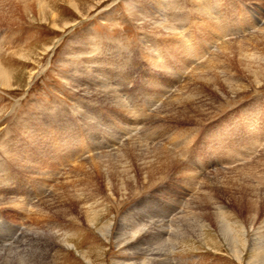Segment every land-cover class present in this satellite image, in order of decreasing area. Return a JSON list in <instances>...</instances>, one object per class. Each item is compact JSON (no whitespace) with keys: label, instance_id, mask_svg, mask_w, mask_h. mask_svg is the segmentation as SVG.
Instances as JSON below:
<instances>
[{"label":"rangeland","instance_id":"374dc122","mask_svg":"<svg viewBox=\"0 0 264 264\" xmlns=\"http://www.w3.org/2000/svg\"><path fill=\"white\" fill-rule=\"evenodd\" d=\"M48 1L60 26L73 24L59 31L34 12L27 16L20 0H0V64L22 84L0 88V264L10 253L31 264H147L132 246H119L126 222L136 247L158 243L172 264H264V86L256 87L244 71L252 63L242 60L264 58V0H73L77 9ZM137 10L170 31L147 32ZM223 45L234 52L226 80L201 89L195 99L208 106L182 116L170 101L199 89L196 68L225 62ZM191 46L199 48L196 59L186 57ZM228 82L247 94L232 95ZM176 130L188 139L176 141ZM216 132L235 147L231 157ZM129 142L159 146L177 160L153 182L136 161L127 173L136 182L119 167L106 172L109 159L87 164ZM10 150H35L36 170L13 168ZM73 151L81 156L63 166ZM83 205L95 209L96 224ZM150 228L161 230L160 240L148 236Z\"/></svg>","mask_w":264,"mask_h":264},{"label":"bare ground","instance_id":"6f19581e","mask_svg":"<svg viewBox=\"0 0 264 264\" xmlns=\"http://www.w3.org/2000/svg\"><path fill=\"white\" fill-rule=\"evenodd\" d=\"M22 3H21V6L23 7V10H24V12L26 13V15L27 16H30L31 15V12H34L41 20H43V21H49L54 27V29H56V30H64V29H66V28H68L71 24H73L72 22H65V23H63V25L62 26H60V24L58 23V21L56 20L57 19V17H56V15H55V13H54V11L51 9L52 7L50 6L51 5V3H50V1H48V0H20ZM144 1V0H143ZM154 1V0H153ZM69 6H71L72 8H74V9H77L78 8V4H77V2L75 3L73 0H66L65 1ZM99 2V1H98ZM145 2V1H144ZM208 2V1H207ZM78 3H80V2H78ZM195 3V2H194ZM80 5V4H79ZM138 5V4H137ZM153 5V4H152ZM95 9V8H94ZM93 9V10H94ZM144 9V8H143ZM142 9V10H143ZM181 9V8H180ZM92 10V11H93ZM136 10V9H135ZM140 10H141V8H140ZM145 11V10H144ZM186 11V10H185ZM206 11H208V10H206ZM79 12H81V11H79ZM84 12V11H83ZM87 12V11H86ZM174 12V11H173ZM180 12V11H179ZM88 13V12H87ZM145 13V12H144ZM144 13H141V12H139V10H137V11H134V13H132L133 14V17L135 18V20L138 22V24L141 26V28H144L145 30H147V32H149V31H151V32H154V33H165V32H168V30H169V28H168V26H166V24L165 23H163V22H165V21H163L162 20V22H161V20H157L156 18H154V16H152L151 15V13H150V15H145ZM89 14V13H88ZM183 14V13H182ZM207 14H209V12L207 13ZM84 15V14H83ZM210 15V14H209ZM212 15V14H211ZM259 15V14H258ZM50 17V20H47V17ZM87 16V15H86ZM84 18V17H83ZM134 18H132V19H134ZM162 18V17H161ZM164 18V17H163ZM209 18V17H208ZM210 18H212V17H210ZM219 18V17H218ZM257 17H255V19H256ZM160 19V18H159ZM213 20H212V22L213 23H217V21L216 20H214V18H212ZM178 20V19H177ZM215 21V22H214ZM256 21H258V20H256ZM209 22V21H208ZM207 23V22H206ZM180 24V23H179ZM211 24V23H210ZM215 25V24H214ZM14 26H19V24L17 23L16 25H12V26H10V25H8V26H6V27H14ZM138 26V25H137ZM218 27V26H217ZM207 28V27H206ZM219 28V27H218ZM211 29V28H210ZM143 30V29H142ZM207 30V29H206ZM170 31V30H169ZM172 33V32H171ZM171 33H170V35H171ZM168 35H169V33H167ZM167 34H165V35H167ZM203 34V33H202ZM164 35V34H163ZM170 35H169V37H170ZM179 35V34H178ZM172 36V35H171ZM201 36V35H200ZM206 36V35H205ZM214 36V35H213ZM263 36V35H262ZM165 37V36H164ZM208 36H206V38H207ZM258 37H260V36H258ZM257 37V38H258ZM176 38H177V35H176ZM147 39H149V38H147ZM165 39V38H164ZM171 39V38H170ZM219 39H222V38H219ZM201 41V40H200ZM219 41V40H218ZM222 41V40H221ZM76 42V41H75ZM144 42V41H143ZM148 42V41H147ZM224 42V41H223ZM171 43V42H170ZM222 43V42H221ZM241 43V45L243 44L242 42H239V43H237V44H240ZM225 44V43H224ZM227 44V43H226ZM187 46V44L186 43H184V47H186ZM232 46V45H231ZM147 47V46H146ZM145 47V48H146ZM204 47H206V46H204ZM210 47V46H209ZM176 48V47H175ZM197 48V47H196ZM195 47H193V46H191V47H188V49L187 50H184L185 51V53H186V57H188V58H191V59H196V58H198L199 56H198V54H200L199 52L200 51H198V49H196ZM212 48V47H211ZM138 49V48H137ZM174 49V48H173ZM196 49V50H195ZM264 49V47L262 48V50ZM103 50V49H102ZM208 50V49H207ZM261 50V51H262ZM142 51V50H141ZM144 51V50H143ZM179 51V50H178ZM231 51V47H229L228 45H223L221 48H220V51H219V53H220V55L221 54H223V55H225L227 52L228 53H230V54H228L227 55V59H225V62L224 61H222L223 63H224V65L222 64V62L220 61L218 64H216L215 62V64L214 65H208V66H203L204 67V70H202V69H198V68H196V70L193 72V74H192V78H194L198 83H199V89L197 90V91H193L194 93H190V94H187L186 93V95H184V93H183V95H180V96H178L177 97V95H176V98H173L171 101H170V103L172 104V101H173V106L175 107V109H177V112H178V110H179V113L182 115V116H184V115H186V113H191V110L192 109H194V110H201V108L202 107H206V106H208V105H206V104H198L197 103V100L195 99V97H197L198 95H200L201 93H202V90L201 89H203V91L205 90V89H207L208 87H215L216 88V86H217V84L218 83H220L221 81L220 80H222V81H225L226 79L224 78V77H222V76H225V75H227V73H228V66H230V64H232V62H233V60H232V58H231V56L234 54V52H230ZM242 51H244L245 52V50H242ZM261 51H260V53H261ZM176 52V51H175ZM238 52V51H237ZM32 53V52H31ZM147 53H148V51H147ZM178 53V52H177ZM240 53H241V51H240ZM183 54V53H182ZM181 54V55H182ZM215 54V53H214ZM149 55V54H148ZM147 55V56H148ZM159 55V54H158ZM201 55V54H200ZM25 56L26 55H24V57L23 56H21V57H23V58H25ZM160 56V55H159ZM178 56V55H177ZM184 56V55H183ZM191 56V57H190ZM193 56H195L194 58H193ZM27 57H28V59H32L33 57H34V55L32 54V55H27ZM31 57V58H30ZM157 57V56H156ZM156 57H154V58H156ZM185 57V56H184ZM214 57V56H213ZM212 57V58H213ZM216 57H217V55H216ZM177 58V57H176ZM179 58H182V56L181 57H179ZM223 58V57H222ZM163 59V58H162ZM217 59H219V58H217ZM149 60V59H148ZM157 60H158V58H157ZM184 60V59H183ZM210 60V59H209ZM214 60H216L215 59V57H214ZM242 60H245V61H248V62H251L252 64H249V65H247L246 67H245V69H244V71H247V74H250L251 76H252V78H253V82L254 83H256V87H261V88H263L262 86H264V58H261V59H256V60H254V61H249V60H246V59H242ZM187 61V60H186ZM202 61V60H201ZM206 61V60H205ZM217 61V60H216ZM181 62V61H180ZM179 62V63H180ZM190 62H194V60L193 61H190ZM197 62V61H196ZM203 62V61H202ZM210 62H211V60H210ZM163 64V63H162ZM192 64V63H191ZM207 64V63H206ZM86 65V64H85ZM187 65V64H186ZM252 65L254 66V67H252ZM87 66V65H86ZM150 66V65H149ZM184 66V65H183ZM182 66V67H183ZM200 66H202L201 64H200ZM162 69V68H161ZM167 69H169V67L167 68ZM177 69V68H176ZM169 71H171V70H169ZM165 72V71H164ZM178 72V71H177ZM18 72H15L14 74H9L6 70H4L3 69V67H2V65L0 64V88H2V89H7V90H12V89H14V87H20V86H22V84L21 83H19V78L17 77L18 76V74H17ZM186 73H188V72H186ZM180 74H183L182 72H180ZM179 74V75H180ZM191 74V73H190ZM171 75V74H170ZM174 76V75H173ZM181 77V76H180ZM220 79V80H219ZM229 84V86H228V88H229V90L232 92V95H234V96H239V95H241L242 96V94H247V91H246V89L244 88V86H238V85H234V84H232V83H230V82H228ZM193 84V83H192ZM194 85V84H193ZM98 86V85H97ZM100 86V85H99ZM196 86V85H195ZM185 87V86H184ZM217 88H218V86H217ZM195 89V88H194ZM101 90V89H100ZM106 90V89H105ZM187 92V91H186ZM192 92V91H191ZM86 93V92H85ZM182 93V92H181ZM90 94H94V92L93 93H91L90 92ZM103 94V96H104V93H102ZM100 96V95H99ZM106 97H107V95H106ZM114 97V96H113ZM90 98V97H89ZM172 98V97H171ZM238 98V97H237ZM96 99V98H95ZM116 99H118V98H116ZM104 100V99H103ZM119 100V99H118ZM106 101V100H105ZM163 106V105H162ZM202 106V107H201ZM86 108V107H85ZM169 109V108H168ZM210 109V108H209ZM164 110V109H163ZM170 110V109H169ZM206 110V109H205ZM169 112V111H168ZM79 114V113H78ZM174 114V113H173ZM169 115V114H168ZM209 115H211V114H209ZM172 116V115H171ZM230 119H232V115L229 117ZM136 119V118H135ZM230 119H227V120H230ZM40 119H38L37 121H39ZM226 120V121H227ZM25 121H27V120H25ZM35 121V120H34ZM50 121H53V120H50ZM133 121V120H132ZM170 121V120H169ZM200 121V120H199ZM41 122H42V120H41ZM40 121H39V123H41ZM81 122V121H80ZM83 122V121H82ZM168 122V121H167ZM201 122V121H200ZM224 122V121H223ZM25 123V122H24ZM42 123H45V122H42ZM197 123H198V121H197ZM33 124V123H32ZM67 124V123H66ZM37 125V124H36ZM68 125V124H67ZM129 125V124H128ZM54 126H55V124H54ZM240 127V126H239ZM26 128V127H25ZM25 128H24V130H25ZM34 128H37V127H35L34 126ZM158 129V128H157ZM188 129V128H187ZM240 130V129H239ZM160 131V130H159ZM180 131V130H179ZM158 132V131H157ZM161 132V131H160ZM176 132H178L177 130H176ZM194 132H195V130H194ZM198 132V131H197ZM48 133H50V132H48ZM159 133V132H158ZM166 133H168V132H166ZM180 132H178V136H179V138H178V140H176V141H179V143H181V142H184L185 141V139H188V137H185L183 140H182V137H181V134H179ZM189 133V132H188ZM196 133V132H195ZM155 134V133H154ZM191 134V133H190ZM198 134V133H197ZM222 135H223V133H221ZM162 135V134H161ZM166 134H164V135H162V136H165ZM168 135V134H167ZM188 135V134H187ZM219 135V133H212V136H218ZM176 136V135H175ZM183 136V135H182ZM189 136H191V135H189ZM226 134L224 135V136H218V138H219V142H222V145H224V147H223V149H224V151L223 152H228V153H226V157H231V155L232 154H234V152H236V150H235V147L234 146H231L229 143H226L227 141H228V139L226 140H224V137L226 138ZM244 136H246V135H244ZM47 137V136H46ZM54 137V136H53ZM150 137V136H149ZM220 137H221V140H220ZM35 138V137H34ZM73 138V137H72ZM169 138H171V137H169ZM217 138V139H218ZM241 138H243V136L241 137ZM17 139V138H16ZM152 139V138H151ZM176 139V138H175ZM208 139V138H207ZM253 139L255 140L256 139V137H254V136H252V138L251 137H246V139L244 140V141H246L247 143H249L251 140L253 141ZM82 140V139H81ZM158 140V139H157ZM156 140V141H157ZM191 140H193V137H192V139ZM13 141V140H12ZM19 141V140H18ZM24 141V139L22 140V142ZM26 141V140H25ZM29 141H30V139H29ZM55 141V140H54ZM76 141V140H75ZM123 141V140H122ZM155 141V140H154ZM155 141V142H156ZM20 142V141H19ZM31 143H36V141H35V139H32V141H30ZM42 142V144L41 143H39V145L41 144V145H43V140L41 141ZM94 142V141H93ZM143 142V141H142ZM152 142V141H151ZM170 142V141H169ZM172 142V141H171ZM13 143V142H12ZM46 143V142H45ZM145 143V142H144ZM173 143V142H172ZM191 143V142H190ZM252 143H254V142H252ZM24 144V143H23ZM175 145H176V143H174ZM246 144V143H245ZM15 145V144H14ZM172 145V144H171ZM184 145H185V143H184ZM187 145V144H186ZM211 146V145H210ZM14 147V146H13ZM15 147H18V144H17V146H15ZM28 147V146H27ZM32 147V146H31ZM42 147V146H41ZM89 149L91 148V146H87ZM95 147V146H94ZM159 147V146H158ZM153 148V147H145V146H142V145H139V144H136V142L135 143H133V142H129L127 145H126V147H125V149H123V150H121V151H118V152H114L111 156H97L96 158H94V159H92L91 161H89V162H87V164H93V165H98V167L99 166H101L100 165V163H98V162H100V161H103V160H107V159H109V161H110V163H109V161H108V163L109 164H107V163H105L104 165H105V169H106V172H109V171H112V168H120V169H123V170H125L124 172H123V175L124 174H126V176H125V181H129V180H132V181H134V182H136V177L134 178V177H132L133 175H128L127 173L129 172V170L130 171H136V169H134V166L133 165H131L132 164V161H136L139 165H140V169H141V171L143 172L142 174L144 175V176H146V175H149L148 177H150V179L148 180V177H146L145 178V180L147 181L148 180V182L150 181V182H153L154 181V179H155V176H157L158 174L160 175V176H163L162 174H164V173H166L167 171H170V169L172 168V166L174 165V162H176L175 160H177L176 158H175V156L172 154V153H170L169 151H167V150H165V149H160V148ZM184 147V146H183ZM249 147V146H248ZM19 149V148H18ZM21 149V148H20ZM19 149V150H20ZM38 149V148H37ZM46 150V149H45ZM51 150V149H50ZM70 150V149H69ZM92 150V149H91ZM95 150V149H94ZM94 150H92V151H94ZM238 150V149H237ZM35 150H33V151H31V150H28V153H27V151L25 152V154H21L19 151H15V150H10V153L13 155V157L11 156V159L9 160V162H10V164H12L13 165V168H15V169H17V170H20V171H29L30 169H34V170H36V165H37V163L38 162H36V158H34V152ZM49 151V150H48ZM54 151H56V150H54ZM84 151V150H83ZM171 152H173V151H175L174 149H173V151L172 150H170ZM179 151V150H178ZM41 152V151H40ZM46 152V151H45ZM51 152V151H50ZM43 153V152H42ZM52 153V152H51ZM53 153H56V152H53ZM52 153V154H53ZM63 153V152H62ZM91 153V152H90ZM175 153V152H174ZM38 154V153H37ZM80 155V153L79 152H77V151H73V152H69L66 156H64V157H62L61 159H60V161H62L63 162V166H65V164L66 163H69L70 161H72V160H74L75 159V157H76V155ZM82 154V153H81ZM39 155V154H38ZM36 156V155H35ZM54 156V155H53ZM81 156V155H80ZM79 156V157H80ZM26 157H28V159H29V163L27 162H24L23 160H25V158ZM37 157V156H36ZM55 157V156H54ZM42 160H44V158L42 159ZM46 160V159H45ZM41 161V160H40ZM53 162V161H52ZM106 162V161H105ZM40 163H42V162H40ZM44 163V162H43ZM46 163V162H45ZM178 163V162H177ZM27 164H30V165H27ZM179 164V163H178ZM1 165H2V163H1ZM39 165H41V164H39ZM47 165H48V163H47ZM50 165H51V163H50ZM103 165V164H102ZM104 165H103V167H104ZM176 165V164H175ZM189 166V165H188ZM193 166V165H192ZM54 167V166H53ZM56 167V166H55ZM130 167V168H129ZM186 167H187V165H186ZM42 168V167H41ZM101 168V167H100ZM44 168H42V170H43ZM104 169V168H103ZM104 169V170H105ZM181 169V168H180ZM78 170V169H77ZM114 170V169H113ZM184 170V169H183ZM187 170V169H186ZM3 171H6V168H0V181H2V180H5V176H1V174H2V172ZM31 171V170H30ZM39 171V170H38ZM47 171V170H46ZM34 172V171H33ZM51 172H52V170H51ZM73 172V171H72ZM187 172V171H186ZM6 173V172H5ZM35 173V172H34ZM41 173H43V172H41ZM51 174V173H50ZM60 174V173H59ZM78 174V173H77ZM131 174H133V172L131 173ZM191 174V173H190ZM201 173H200V170H199V167L197 168V172L195 173V175H194V177H193V179L195 180V178L197 177V176H199ZM3 175V174H2ZM128 175V176H127ZM192 175V174H191ZM47 176V175H46ZM57 176V175H56ZM67 176H70V175H67ZM134 176H135V174H134ZM159 176V177H160ZM193 176V175H192ZM42 177V176H41ZM59 177V176H58ZM71 177V176H70ZM191 177V176H190ZM45 178H47V177H45ZM44 178V179H45ZM52 178V177H51ZM192 178V177H191ZM43 179V178H42ZM55 179H57V178H55ZM67 179H69V178H67ZM79 179H81V178H79ZM86 179V178H85ZM81 180H83V179H81ZM65 181V180H64ZM87 181H89V180H87ZM66 182V181H65ZM64 182V183H65ZM68 182V181H67ZM69 183V182H68ZM74 183H76V181L74 182ZM73 183V184H74ZM80 183V182H79ZM45 184H47V183H45ZM67 184V183H66ZM78 184V183H77ZM59 185V184H58ZM65 185V184H64ZM63 185V186H64ZM80 185H81V183H80ZM84 188V187H83ZM27 189H28V187H27ZM63 189V188H62ZM61 189V190H62ZM65 189V188H64ZM80 189V188H79ZM40 190V189H39ZM27 191V190H26ZM64 191V190H63ZM73 191V190H72ZM74 191H76V190H74ZM30 192V191H29ZM41 192V191H40ZM78 192V191H77ZM77 192H75V193H77ZM42 193V192H41ZM65 193V192H64ZM71 194H73V193H71ZM65 195V194H64ZM81 195H83V194H81ZM80 195V197L82 198V196ZM58 197V196H57ZM77 197V199H76V201H79L80 203L82 202V200H80V198H78V196H76ZM3 199V198H2ZM1 199V200H2ZM86 200V199H85ZM51 201V200H50ZM88 202V201H87ZM98 202V201H97ZM49 203V202H48ZM52 203V202H51ZM104 203V202H103ZM84 204V203H83ZM92 205V204H91ZM87 206V205H83L84 206V212H85V214H86V217H87V219L89 220V222L91 223V224H96L97 223V218L98 217H96V216H98V214H97V212L96 211H94L93 210V208H92V206ZM104 205V204H103ZM82 206V205H81ZM19 209H21L22 207H20V206H17ZM39 210V209H38ZM39 211H41L42 212V209L41 210H39ZM99 211V210H98ZM36 213V212H35ZM102 213V212H101ZM46 215V214H45ZM49 215H50V213H49ZM38 216V215H37ZM36 216V217H37ZM42 216V215H41ZM41 216H40V218H41ZM44 218V217H43ZM50 218V217H49ZM42 219V218H41ZM152 219V218H151ZM165 219V218H164ZM44 220V219H43ZM160 220V219H159ZM37 221V220H36ZM50 221V220H49ZM158 221V220H157ZM132 222V221H131ZM160 222V221H159ZM157 223V222H156ZM162 223V222H161ZM152 224V223H151ZM166 224V223H165ZM129 223H127L126 222V224H122V231H121V237L118 239V243H119V246H122V247H128V248H130L131 246L133 247V248H135L136 250H137V252H136V254H138V256H137V258L139 259V260H146V262H147V264H150V263H152V264H172L170 261H169V259H167L166 258V250H163V249H161V247H160V244H158V243H152V242H150V243H148V240L147 241H143L142 243H141V245H139L138 247H136V245L134 244V242H135V236H132V234L129 236V234L130 233H128V232H126V228H128L129 227ZM145 225V224H144ZM155 225V224H154ZM161 225V224H160ZM162 225H163V223H162ZM156 226H158V225H156ZM157 228V227H156ZM164 228V227H163ZM150 229H152L153 231H154V229L155 228H150ZM149 229V230H150ZM105 230V229H104ZM108 231V230H107ZM106 231V232H107ZM153 231H151V232H149V234H148V236L149 235H151V236H153L154 237V239L156 238V239H161V237L162 236H159V234H161V230H159V229H155V231L156 232H153ZM47 232V231H46ZM50 233V232H49ZM48 233V234H49ZM147 234V233H146ZM43 235V234H42ZM150 236V237H151ZM39 237V236H38ZM26 238V237H25ZM37 238V237H36ZM43 238V237H42ZM40 239V238H39ZM45 239V238H44ZM48 239V238H47ZM152 239V238H151ZM37 240V239H36ZM24 241V240H23ZM40 241V240H39ZM51 241V240H50ZM48 242V241H47ZM40 243V242H39ZM41 245V244H40ZM235 253V252H234ZM14 254V253H13ZM13 254H5V256L6 257H4V264H11V263H16V264H24V263H26L27 261H30L31 259H29V260H27V257L25 258H18V256L16 257V256H14ZM154 262V263H153ZM32 263V260H31V262H30V264ZM133 264H141V262L140 263H136V262H134ZM143 264H145V261H144V263Z\"/></svg>","mask_w":264,"mask_h":264}]
</instances>
